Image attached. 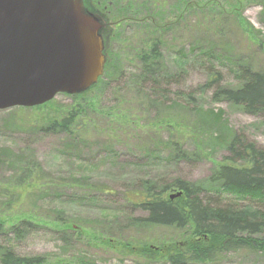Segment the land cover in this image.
<instances>
[{
	"label": "rangeland",
	"instance_id": "1",
	"mask_svg": "<svg viewBox=\"0 0 264 264\" xmlns=\"http://www.w3.org/2000/svg\"><path fill=\"white\" fill-rule=\"evenodd\" d=\"M167 1H96L111 22L127 14L171 24L121 21L106 47L112 76L90 94L94 105L72 133L36 127L51 110H0V247L43 256L46 264L84 258L99 264H169L165 258L189 236L140 223L144 212L129 201L133 193L149 180L207 183L228 154L208 135L219 129L208 125L209 111L220 115L228 134L264 148L261 114L213 100L218 87H240L243 71L264 70V0L246 1L238 19L209 3L204 10L177 11L170 7L174 1ZM218 1L224 9L234 3ZM155 7L161 14L152 13ZM154 41L159 59L151 58V65L156 63L150 77L141 56ZM215 72L218 79L206 86ZM74 98L58 94L54 104L74 106ZM216 195H205L204 201L264 211V199ZM254 237L264 239V229ZM189 264H264V251L240 248Z\"/></svg>",
	"mask_w": 264,
	"mask_h": 264
},
{
	"label": "trees",
	"instance_id": "2",
	"mask_svg": "<svg viewBox=\"0 0 264 264\" xmlns=\"http://www.w3.org/2000/svg\"><path fill=\"white\" fill-rule=\"evenodd\" d=\"M96 1H94V7L102 11L98 8L99 4ZM103 1L107 2V0ZM129 1L131 2V0ZM160 1L168 3L166 0ZM172 1L174 2L170 7H175L176 10H181L184 3L198 10H204L208 3L216 0ZM246 1L252 0H234L233 6L231 5L229 9H224L223 5L220 9L214 6L223 12L228 10L231 13L229 15L237 18L240 15L238 12ZM165 3L159 7L164 8ZM216 3L218 2L216 1ZM151 4L157 6L156 3L151 2ZM187 6L186 8H189ZM160 8L155 7L152 13L161 14ZM144 12L151 13L149 10ZM110 13L114 14V11H110ZM123 16L125 17L127 14H123ZM237 22L243 23L240 20ZM152 33L154 34V32ZM151 58L156 61L159 59V49L155 41L150 50L141 56L145 66L144 74L150 77L155 74L153 66L156 63L151 65ZM111 66L112 62L110 61L107 63L104 74L98 79L94 90L99 88V84H104L107 79L111 78ZM243 73L244 79L240 87H218L213 93V100L223 99L241 107L247 113L261 114L264 117V70L261 72L247 69ZM219 75V72L212 73L206 86L212 85V81L217 80ZM71 97H75L73 101L76 102V105L74 106L56 107L53 99L43 105L29 108L51 110L46 120L35 123L36 127H40L45 133H72L76 125L86 115L87 109H90L95 101L89 94ZM46 107L47 109H44ZM208 113L210 115L207 117L210 118L208 125L219 128L218 131L210 130L211 133L208 135L217 143L224 144L228 154L214 166L207 183L189 182L181 178H174L169 182L160 183L161 185H158L156 181H144L141 190L133 193L129 200L134 207L144 212V215L138 218L140 223L149 227H170L189 236L179 249L165 258L169 264H189L195 261L209 260L221 253L240 248L264 251V239L254 237L264 229V211H252L249 207L234 209L230 205L218 206L210 201H204L205 195L207 197L215 195L218 198L216 194L229 195V193L239 197L250 196L264 199V148L256 147L237 133L228 134L229 129L220 123V115L213 111ZM198 114L201 113L198 112ZM201 115L204 117L203 114ZM179 192V196L170 198V193ZM0 264H46V260L39 255L22 256L8 246H1ZM74 264L99 263L84 258Z\"/></svg>",
	"mask_w": 264,
	"mask_h": 264
},
{
	"label": "water",
	"instance_id": "3",
	"mask_svg": "<svg viewBox=\"0 0 264 264\" xmlns=\"http://www.w3.org/2000/svg\"><path fill=\"white\" fill-rule=\"evenodd\" d=\"M216 1L210 4L220 8ZM124 19L143 20L111 22L90 0H0V110L40 106L58 94H93L110 36Z\"/></svg>",
	"mask_w": 264,
	"mask_h": 264
},
{
	"label": "flooded vegetation",
	"instance_id": "4",
	"mask_svg": "<svg viewBox=\"0 0 264 264\" xmlns=\"http://www.w3.org/2000/svg\"><path fill=\"white\" fill-rule=\"evenodd\" d=\"M139 18H143V20H147L149 21V16H139ZM142 20V21H143ZM150 22L154 25V20H150ZM143 23H146L145 21H143ZM119 27V24L117 23V25L115 26V28Z\"/></svg>",
	"mask_w": 264,
	"mask_h": 264
},
{
	"label": "bare ground",
	"instance_id": "5",
	"mask_svg": "<svg viewBox=\"0 0 264 264\" xmlns=\"http://www.w3.org/2000/svg\"><path fill=\"white\" fill-rule=\"evenodd\" d=\"M217 200V199H216ZM221 200V199H220ZM215 205H218V206H224V205H227V204H222V203H219V204H215Z\"/></svg>",
	"mask_w": 264,
	"mask_h": 264
}]
</instances>
